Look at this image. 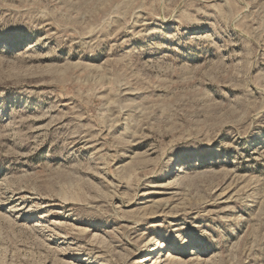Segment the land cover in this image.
Returning a JSON list of instances; mask_svg holds the SVG:
<instances>
[{
	"label": "rangeland",
	"instance_id": "obj_1",
	"mask_svg": "<svg viewBox=\"0 0 264 264\" xmlns=\"http://www.w3.org/2000/svg\"><path fill=\"white\" fill-rule=\"evenodd\" d=\"M0 264H264V0H0Z\"/></svg>",
	"mask_w": 264,
	"mask_h": 264
},
{
	"label": "bare ground",
	"instance_id": "obj_2",
	"mask_svg": "<svg viewBox=\"0 0 264 264\" xmlns=\"http://www.w3.org/2000/svg\"><path fill=\"white\" fill-rule=\"evenodd\" d=\"M146 260H147V258L144 259V261H146Z\"/></svg>",
	"mask_w": 264,
	"mask_h": 264
}]
</instances>
